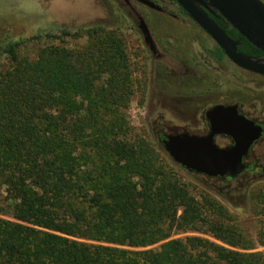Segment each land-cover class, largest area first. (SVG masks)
<instances>
[{
  "label": "trees",
  "instance_id": "obj_1",
  "mask_svg": "<svg viewBox=\"0 0 264 264\" xmlns=\"http://www.w3.org/2000/svg\"><path fill=\"white\" fill-rule=\"evenodd\" d=\"M208 17L238 54L264 56L222 18ZM83 33L84 50L46 46L32 61L18 58L20 47L55 37L0 40V56L12 65L0 73V187L17 222L0 219V264H264L262 256L235 251L240 238L232 230L203 218L164 169L159 156L172 161L153 133L152 145L123 140L130 91L121 52L101 28ZM249 176L263 180L264 165L232 181L204 178L218 184L212 193L225 201L230 184ZM161 219L181 232L205 225L223 246L187 237L128 250L162 241Z\"/></svg>",
  "mask_w": 264,
  "mask_h": 264
},
{
  "label": "rangeland",
  "instance_id": "obj_2",
  "mask_svg": "<svg viewBox=\"0 0 264 264\" xmlns=\"http://www.w3.org/2000/svg\"><path fill=\"white\" fill-rule=\"evenodd\" d=\"M145 1L157 9L161 6L159 0ZM260 2L264 5V0ZM170 12L178 22L167 20L134 0L127 4L123 0H0V40L6 35L55 37H42L20 47L18 58L32 61L38 49L46 46L84 50L86 28L99 27L110 34L114 47L121 52L129 82L130 95L121 112L127 123L123 140L132 144L152 145L151 134L157 128L163 135L203 136V113L218 104H239L244 115L264 125V77L233 66L176 7L172 6ZM144 28L149 32L153 50L147 48ZM203 56L207 58V67L203 66ZM259 61L264 63V56ZM11 67L8 58L0 56V73ZM216 144L225 145L222 141ZM159 158L163 168L173 172L186 187L205 220L232 230L240 238L235 251L264 257V179L253 181L256 176H249L240 184H230L229 198L224 201L212 193L218 184L180 170L163 155ZM252 162L264 165V139L252 149L245 165L249 167ZM243 194L246 203L240 199ZM0 219L17 223L10 219L1 187ZM157 226L162 241L128 250H156L187 237L222 245L206 233L205 225L198 233L188 229L177 231L164 219Z\"/></svg>",
  "mask_w": 264,
  "mask_h": 264
},
{
  "label": "water",
  "instance_id": "obj_3",
  "mask_svg": "<svg viewBox=\"0 0 264 264\" xmlns=\"http://www.w3.org/2000/svg\"><path fill=\"white\" fill-rule=\"evenodd\" d=\"M134 1L157 9L145 0ZM173 1L231 64L244 72L264 77V63L238 54L224 33L208 17L222 18L242 38L260 47L264 53V5L259 0ZM142 33L145 34L144 29ZM204 119L208 127L205 136L168 135L159 138L158 145L173 164L188 174L221 181L236 180L245 169L243 159L264 136L263 128L255 120L240 114L237 104L215 105L204 113ZM216 137L226 139L228 145L218 147L214 143Z\"/></svg>",
  "mask_w": 264,
  "mask_h": 264
},
{
  "label": "flooded vegetation",
  "instance_id": "obj_4",
  "mask_svg": "<svg viewBox=\"0 0 264 264\" xmlns=\"http://www.w3.org/2000/svg\"><path fill=\"white\" fill-rule=\"evenodd\" d=\"M126 4L128 3V2H131L132 0H123ZM159 3L161 4V6H160V8L159 9H154V11H155V13H157L158 15H160V16H163V17H165L167 20H171V21H173V22H178V21H176V15H173L171 12H170V8L172 7V6H174V7H176L177 8V10H178V12H180V14H182V16H184L186 19H188L191 23H193L202 33H203V35L205 36V37H207L208 39H210L182 10H181V8L173 1V0H168V1H166L165 3H164V0H159ZM198 7V6H197ZM198 9L199 10H201L202 12H203V9H201L200 7H198ZM140 18V17H139ZM139 20V19H138ZM141 20V19H140ZM141 22V21H140ZM143 23L141 22L139 25H142ZM147 32H148V30H147ZM149 33V32H148ZM149 35V34H148ZM144 37H145V39H146V45H147V48L148 49H152L153 50V45H152V43L150 42V40L148 39V36L147 35H144ZM150 37V36H149ZM215 45V44H214ZM217 47V46H216ZM218 48V47H217ZM219 49V48H218ZM219 51H220V53L223 55V53L221 52V50L219 49ZM233 65V64H232ZM203 66H205V67H207V58L206 57H204L203 56ZM234 66V65H233ZM237 68V67H236ZM218 105H233V104H218ZM238 106H239V112H240V114H242L243 116H245L247 119H250L248 116H246V115H244L242 112H241V105H239V104H237ZM213 106H215V105H213ZM212 106V107H213ZM211 108V107H210ZM209 108V109H210ZM208 110V109H207ZM206 110V111H207ZM205 111V112H206ZM204 112V113H205ZM204 113H203V124H204V126H205V129H206V133H207V130H208V127H207V123H206V121H205V119H204ZM251 120H255L256 122H257V124H259L262 128H263V131H264V125L263 124H261V123H259L256 119H251ZM172 135H175V134H172ZM206 135V134H205ZM205 135H203V136H205ZM163 136H168V135H163V133H162V131L160 130V129H158L157 128V130H154L153 131V137L155 138V141L157 142V144H158V140H159V138H161V137H163ZM262 139H264V136L259 140V141H261ZM217 141H222V142H224L225 143V145L223 146V147H225V146H227L228 145V141L226 140V139H224V138H221V137H216L215 139H214V143L216 144V142ZM258 141V142H259ZM258 144V143H257ZM256 144V145H257ZM217 145V144H216ZM256 145H254L251 149H250V151H249V153H248V155L243 159V165H244V167H245V169H244V171L241 173V174H244V173H248V172H250V171H252V170H255V168L257 167V166H260V165H255V163L254 162H252L251 163V165L249 166V167H247L246 165H245V162H246V160H248V158L250 157V155H251V151H252V149L256 146ZM218 146V145H217ZM219 147V146H218ZM240 174V175H241Z\"/></svg>",
  "mask_w": 264,
  "mask_h": 264
}]
</instances>
